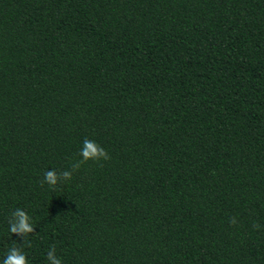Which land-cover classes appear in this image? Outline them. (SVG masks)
<instances>
[{
  "label": "trees",
  "instance_id": "16d2710c",
  "mask_svg": "<svg viewBox=\"0 0 264 264\" xmlns=\"http://www.w3.org/2000/svg\"><path fill=\"white\" fill-rule=\"evenodd\" d=\"M86 138L110 159L42 183ZM12 247L264 264V0H0V264Z\"/></svg>",
  "mask_w": 264,
  "mask_h": 264
},
{
  "label": "clouds",
  "instance_id": "9594fccd",
  "mask_svg": "<svg viewBox=\"0 0 264 264\" xmlns=\"http://www.w3.org/2000/svg\"><path fill=\"white\" fill-rule=\"evenodd\" d=\"M79 156L81 159L72 164L71 170L57 171L52 169L46 171L42 183H47L50 186L55 187L61 180H70L73 172L78 170L82 164L88 161L98 162L110 159L108 152L100 144L87 138L83 141ZM230 222L235 224V218H231ZM8 224L9 232L11 235L15 234L20 240H22V245L28 243L27 238L29 235L36 234V228L33 224L32 218L21 208H17L12 212ZM253 227L259 229L261 225L256 223ZM46 257L48 264H62L61 258L56 255L55 247L49 248ZM2 264H28V259L26 254L20 248L12 247L3 259Z\"/></svg>",
  "mask_w": 264,
  "mask_h": 264
}]
</instances>
